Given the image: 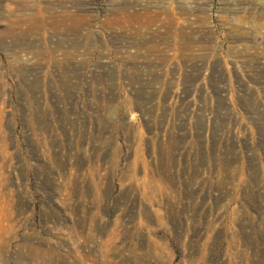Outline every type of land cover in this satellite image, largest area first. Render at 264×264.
Listing matches in <instances>:
<instances>
[{"label":"rangeland","instance_id":"1","mask_svg":"<svg viewBox=\"0 0 264 264\" xmlns=\"http://www.w3.org/2000/svg\"><path fill=\"white\" fill-rule=\"evenodd\" d=\"M26 1L0 0V264H264V0L4 32Z\"/></svg>","mask_w":264,"mask_h":264},{"label":"bare ground","instance_id":"2","mask_svg":"<svg viewBox=\"0 0 264 264\" xmlns=\"http://www.w3.org/2000/svg\"><path fill=\"white\" fill-rule=\"evenodd\" d=\"M58 1L60 9L58 14H55L51 10L47 11L40 6L36 7L34 11H28L33 3L31 1L28 2L27 0L25 8L22 7L23 9H27V11H22L20 8H17V12L13 11L12 13H10V15L7 16V19H5L6 29L4 30V32H31L32 25L35 27L39 22L43 23L49 20L52 25H56L55 19L58 21L61 19L65 20L67 17H72L71 11L65 3L66 1ZM66 29H68V27H66Z\"/></svg>","mask_w":264,"mask_h":264}]
</instances>
